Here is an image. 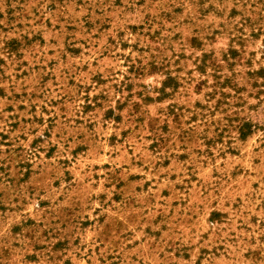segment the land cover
<instances>
[{
  "label": "rangeland",
  "instance_id": "rangeland-1",
  "mask_svg": "<svg viewBox=\"0 0 264 264\" xmlns=\"http://www.w3.org/2000/svg\"><path fill=\"white\" fill-rule=\"evenodd\" d=\"M0 264H264V0H0Z\"/></svg>",
  "mask_w": 264,
  "mask_h": 264
}]
</instances>
